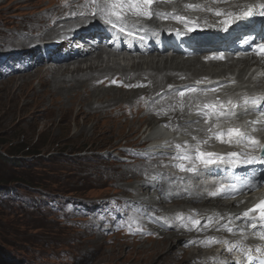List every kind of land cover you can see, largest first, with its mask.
<instances>
[{
    "label": "bare ground",
    "instance_id": "bare-ground-1",
    "mask_svg": "<svg viewBox=\"0 0 264 264\" xmlns=\"http://www.w3.org/2000/svg\"><path fill=\"white\" fill-rule=\"evenodd\" d=\"M261 2L264 0H227V2L156 0L154 8L157 12L175 13L187 17L195 22V25H189V27H194V30L189 31L185 24L168 16H153L149 19L129 15L126 30L135 34L133 38H130L129 46L119 40L116 28L106 24L98 15L93 16V6L90 0H53V4L44 9L43 13L23 18L24 21L19 20L16 27L7 30L8 40L5 39L4 43L11 47L14 46L21 54L25 51H38V49L51 48L49 51L53 50L51 56L33 62L36 66L34 73L38 84L36 87H31L34 94H31L33 99L26 104L28 108H37L40 104L45 109V100L57 106V112L60 110H71L72 112L78 107L75 111L76 116L86 117L89 113H94L90 118L101 116L104 119L100 122L102 127H98L102 128L98 130L100 134H111L116 131L115 134L120 136L124 133L123 128L127 126L129 134L138 135L139 141L136 145H149L141 156L143 160H151L143 166L144 173L140 174L143 180L140 179L135 185L126 188L136 193L134 195L136 199L132 200V203L152 213V210L157 211V215L150 214L151 219L153 216L167 218H162L165 222H158V228H152L153 226L145 223L144 220L140 221L143 222L144 230L158 232L157 237L167 234V237L161 239L159 244L155 243L151 249L152 256L160 258L158 264H193L196 261H202L201 264H218L227 256V253L223 252L225 250L223 245L213 244L210 246L213 249L200 251V248L207 247L199 244L185 246L187 241L203 239L206 236L230 241L242 239L238 231L235 234H229L223 230L216 231L214 228L205 232L188 231L180 226V221L175 219L177 213L186 217L198 214L197 218L201 220V224L205 222V217L218 214L224 217L219 220L217 225L219 227V225L229 223L233 216L252 209L264 199V194H260L264 187L241 199L213 197L209 193L216 191L218 185L216 180L211 179V168L201 170L202 174L180 171L179 173L177 168L171 166L174 163L173 160L166 164L154 160V158L173 157L176 152L174 146L177 144L183 145L187 141L189 145L195 146L196 141L192 139L193 136L201 140L208 137L207 129L211 121L206 124L204 117L197 114L198 104L211 102L217 96L224 100L227 96L264 94V61L253 58L247 52H241L244 45L240 36L247 33L249 37H255L259 34L256 28L247 26V23L255 21L257 16L238 21L225 31L217 26L222 17L216 16L214 11L207 10L209 8L213 10L236 9L238 6L256 5ZM186 4H199L204 7V10L186 9L184 7ZM25 7L28 8L31 5H25ZM41 7L37 4L35 9ZM132 17L134 20L131 19ZM117 28L120 29V26ZM161 30L169 34L161 35ZM233 31H235L237 41L233 50L227 51L231 48L227 44L234 40ZM152 33L153 36H149ZM55 38L59 41L56 42ZM111 38L114 45L108 43ZM46 39L55 40L53 44L43 48L39 42ZM91 41H94V45L88 44ZM74 43H84L85 49L70 50ZM61 48L65 50V54L54 55ZM216 48L220 51H212ZM165 51L168 53L164 54ZM200 51L202 53L197 56ZM221 55L223 59H205ZM68 64L72 67L69 68ZM21 80V84L23 82L31 84L33 81L28 74L21 77ZM197 81L201 83L197 84ZM233 81L235 83H232ZM120 84L119 88L115 87ZM128 85H134V87H128ZM188 87L197 89L216 87L220 90L215 93L208 91L207 94L202 91L190 93L188 106L182 112L177 108L175 111H168L167 115L157 114L160 109L167 110L169 105L176 104L179 99L178 93L186 91ZM39 89L46 91H39ZM49 93H52L50 97ZM54 95H58L59 98H54ZM258 114L261 115V112H249L247 115H241L227 122L225 126L244 125L247 119L262 121V123L248 127L249 131L251 128H257L258 131L254 135L264 141V115L259 116ZM190 121H199V123H190ZM144 125L147 126L143 128ZM93 132H95V125L88 129V133ZM175 133H179L184 138L174 137ZM217 143L226 147L222 154L232 151H248L240 146L221 143L215 138H212L208 144L201 145V148L204 151L211 150ZM252 166V164H246L229 167L231 182L236 177L235 172L252 168ZM197 175H202L204 180ZM173 176L174 179L171 181ZM195 177L197 180H194ZM154 178H157L156 184L151 182L155 180ZM174 180L180 182L181 188L175 187L172 195L180 199L172 200V203L165 208L160 205V201L167 203L170 200L171 195L166 193V189ZM231 226L236 228L240 226V222L235 221ZM248 232H251V228ZM254 243V236L248 235L246 245L252 247ZM220 246L222 249L218 250ZM257 246L263 247L262 245ZM255 247L252 248L254 253H256ZM226 261L231 264L230 259Z\"/></svg>",
    "mask_w": 264,
    "mask_h": 264
},
{
    "label": "rangeland",
    "instance_id": "rangeland-1",
    "mask_svg": "<svg viewBox=\"0 0 264 264\" xmlns=\"http://www.w3.org/2000/svg\"><path fill=\"white\" fill-rule=\"evenodd\" d=\"M27 1L0 0V29L5 30H0V160H9L0 164V177L5 181L0 182V264H158L160 258H154L151 249L167 234L157 237L158 232L144 230L140 221L158 228V222H165L164 217L151 219L157 211L152 213L132 203L136 193L126 188L143 180V166L151 162L141 157L148 144L136 145L138 135L129 134L127 126L120 136L116 131L100 134L102 128L98 127L104 119L90 118L94 113L76 116L78 107L59 113L48 100L44 101L45 109L40 104L37 108L26 105L33 99L31 87L38 84L33 62L53 54L51 48L21 54L4 43L8 40L7 30L16 27L19 20L39 15L53 4V0ZM37 4L43 9H35ZM55 39L39 44L44 48ZM91 42L88 44L94 45ZM109 43L114 44L113 40ZM83 44L74 43L70 50L85 49ZM64 54L63 48L54 53ZM26 74L33 81L23 82V86L21 77ZM92 125L95 132L90 134ZM10 152L15 153L7 156ZM154 160L166 164L172 157ZM197 177L203 180L202 175ZM154 179L152 184L158 182ZM171 183L166 189L170 200L160 201L165 208L172 200L180 199L172 195L175 187L181 188L180 182Z\"/></svg>",
    "mask_w": 264,
    "mask_h": 264
},
{
    "label": "snow or ice",
    "instance_id": "snow-or-ice-1",
    "mask_svg": "<svg viewBox=\"0 0 264 264\" xmlns=\"http://www.w3.org/2000/svg\"><path fill=\"white\" fill-rule=\"evenodd\" d=\"M217 2H227V0H217ZM90 3L93 6V16L98 15L106 24L111 25L113 28L120 26L119 30L121 32H125L126 30V21L129 15L149 19L153 16H168L177 20L179 23L185 24L189 31L194 30V27H189V25H195V22L189 20L187 17L179 16L175 13L157 12L154 8L156 0H90ZM184 7L193 11L204 10V7L199 4H186ZM207 10L210 12L214 11L216 16L222 17V19L218 21L217 26L227 31L229 26L237 21L245 20L256 14L264 17V2L256 5L238 6L236 9L225 8L213 10L209 8ZM244 43L251 44L255 54L264 56V43L254 44L248 39H245ZM223 58L224 57L221 55L210 58L206 57L205 59ZM196 83L200 84L201 81H197ZM232 83H235V81ZM128 87H134V85H128ZM169 87L171 88V86ZM219 90L220 88L216 87L211 89H197L193 87L188 88L186 91H180L178 93L179 99L176 101V104L169 105L167 110L163 108L160 109L157 114L167 115L168 111H175L177 108L182 112L184 108L188 106L190 93L202 91L207 94L208 91L215 93ZM253 111L261 112V114L264 115V94L258 96H227L224 100H221L217 96L211 102L198 104L196 106L197 114L204 117L206 124L211 121L207 129L209 135L206 139L202 140L193 136L192 139L196 141L195 146L189 145L187 141L183 145H175L176 152L172 157L174 163L171 166L177 168L182 173L202 174L201 170H206L213 166L217 168L220 166L238 167L240 165L252 164L255 162L264 163V141L254 135V133L258 131L257 128H251L249 131L248 127L252 124L262 123V121H248L244 125L229 124V126H225L227 122ZM190 123H199V121H190ZM165 127H167V125H165ZM212 138H215L221 143L246 148L248 151H232L226 154H218L202 150L201 145L208 144ZM238 157L239 159H237ZM246 186L254 188L256 185L248 183ZM239 191L240 189L237 188L234 183H220L216 191L210 192L209 195L213 197L220 196L223 198H230ZM197 215L198 214L186 217L177 213L175 219L180 221V226L186 228L188 231L205 232L212 228L216 231H226L229 234H235L238 231L242 239L240 241H230L214 236H206L203 239L189 240L185 246L189 244H199L204 247H210L213 244H221L229 253L237 251L241 254L240 257L237 258L236 264H245V261L247 264H264V247H255L254 251L259 255H253V249L246 245V238L248 235L258 236L259 239L264 240V201L238 216H233L229 223L219 225V227H217V225L219 224V220L224 218L223 216L217 214L215 216L205 217V222L201 224V220L197 218ZM235 221H239L240 226L236 228L232 227L231 225ZM249 228H251V232H248ZM218 264H229V262L221 261L218 262Z\"/></svg>",
    "mask_w": 264,
    "mask_h": 264
},
{
    "label": "trees",
    "instance_id": "trees-1",
    "mask_svg": "<svg viewBox=\"0 0 264 264\" xmlns=\"http://www.w3.org/2000/svg\"><path fill=\"white\" fill-rule=\"evenodd\" d=\"M23 148H21V150H22ZM15 152H10V153H7V156H13V154H14ZM35 154H37L36 153V151L34 152ZM0 159H2L1 157H0ZM4 161L2 162L1 160H0V164H4V163H8L9 162V160L8 159H3ZM24 177H28V175H25ZM28 179H31V180H33L32 178H28ZM26 180V183H28L27 181V178L25 179ZM0 182H5L4 180H2V178L0 177ZM3 186L4 187H7V184L6 183H4L3 184Z\"/></svg>",
    "mask_w": 264,
    "mask_h": 264
}]
</instances>
